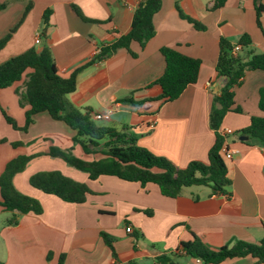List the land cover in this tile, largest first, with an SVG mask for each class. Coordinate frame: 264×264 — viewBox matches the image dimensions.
Listing matches in <instances>:
<instances>
[{
    "label": "crops",
    "instance_id": "crops-1",
    "mask_svg": "<svg viewBox=\"0 0 264 264\" xmlns=\"http://www.w3.org/2000/svg\"><path fill=\"white\" fill-rule=\"evenodd\" d=\"M161 1L162 8L154 17L156 35L146 47L133 42L130 51L136 57L122 48L83 69L68 100L82 115L89 111L90 119L94 113L111 111L107 122L115 127L108 128L136 135L139 146L185 169L192 162L207 164L216 141L209 118L213 100L225 86L216 71L220 39L237 45L249 35L251 49L264 53V12L260 29L255 0H228L215 11L210 10L214 0ZM0 3L7 5L0 11V40L15 29L0 49V65L32 48H47L59 74L69 77L96 58L101 47L130 32L140 0ZM73 6L90 22L81 19ZM181 14L206 30H196ZM37 34L40 44L35 43ZM162 48L201 61L197 83L170 103L156 100L162 91L152 86L165 71ZM19 86L21 82L0 91V106L22 128L27 108L19 104ZM263 88L264 72H248L243 85L235 89V108L240 112L227 114L220 129L234 132L226 140L234 152L226 161L232 179L230 197L215 195L205 186L185 188L179 197L169 198L154 184L143 187L113 176L92 181L62 159L45 155L57 147L74 148L75 155L84 157L72 142L76 132L65 123L41 113L25 132L13 129L0 112V176L11 160L36 155L13 183L18 192L36 199L43 208L41 215H21L17 225H9L11 214L0 206V264H60L61 259L62 264H160L158 257L176 252L182 254L178 264H205L184 256L182 245L195 236L213 250L231 248L239 241L259 245L264 241V147L243 143L236 133L248 128L252 117H264L259 108ZM15 143L22 146L15 147ZM53 171L85 183L91 191L86 202L69 204L30 186L35 174ZM127 227L132 233H127ZM101 233L115 239L116 257ZM221 264L259 263L247 256Z\"/></svg>",
    "mask_w": 264,
    "mask_h": 264
},
{
    "label": "trees",
    "instance_id": "trees-1",
    "mask_svg": "<svg viewBox=\"0 0 264 264\" xmlns=\"http://www.w3.org/2000/svg\"><path fill=\"white\" fill-rule=\"evenodd\" d=\"M227 1L214 0L210 10L223 8ZM255 6L257 25L261 29L264 5L261 4V0H255ZM6 7V4L0 3V11ZM161 8V0H146L141 3L134 13L130 32L111 45L101 47V53L96 58L74 70L69 77L59 74L52 54L47 48L41 51L32 48L7 60L0 65V91L21 82L16 94L20 106L27 108L25 125L22 128L18 127L16 121L1 106L0 112L13 129L25 132L34 123L35 116L41 113H47L51 119L65 123L76 132L72 142L74 146L82 149L84 157L75 155L74 148L62 150L57 147L50 148L45 155L62 159L68 166L87 174L92 181L101 176H113L124 181L140 183L143 187L154 184L169 198L179 197L185 188L205 186L211 188L215 195L230 197L232 179L229 177L227 159L223 154V148L227 147V136L222 135L220 129L227 114L240 112L235 108V89L243 85L246 74L250 71L264 72V53L258 54L251 49L253 42L249 35H244L240 39L237 45L242 47V51L237 55L233 53L237 45H233L226 38H221L219 42L220 55L216 71L218 77L226 79L227 83L221 94L214 98L211 107L209 124L215 132L216 141L209 151L207 164L192 162L185 169H179L166 158L158 157L139 146L136 135L113 128L94 126L90 122L91 113L88 111L86 115H82L68 100V96L77 89V78L83 69L95 61L108 58L118 49L130 51L133 42H137L144 49L156 35L154 17ZM73 9L81 19L89 21L75 6ZM181 16L189 20L196 30H206L197 21L182 14ZM44 20L47 22L46 16ZM14 30L0 40V49L6 45ZM160 52L166 67L163 75L152 86H159L162 91L156 100L170 103L178 100L188 86L197 83L201 61L173 48H162ZM130 54L136 57L131 51ZM259 108L264 112V88L260 90ZM236 134L249 138L243 143L264 147V117H252L250 126ZM13 145L22 146V143ZM35 157L36 155H23L11 160L0 176V206L11 214L9 225H17L21 215L43 213L41 204L36 199L18 192L13 183L15 176L25 171ZM30 186L46 195L76 205L84 204L91 193L85 183L77 182L58 171L35 174L30 178ZM101 237L112 255L116 257L115 239L107 233H101ZM181 251L184 256L200 259L205 264H221L229 259L247 256L257 259L259 264H264V241L259 245L239 241L231 248L213 250L195 236L192 242L182 245ZM181 256L180 252L162 255L157 258V262L178 264L176 260Z\"/></svg>",
    "mask_w": 264,
    "mask_h": 264
},
{
    "label": "built area",
    "instance_id": "built-area-1",
    "mask_svg": "<svg viewBox=\"0 0 264 264\" xmlns=\"http://www.w3.org/2000/svg\"><path fill=\"white\" fill-rule=\"evenodd\" d=\"M146 2V0H140V4L141 3H144ZM40 38H41V35L40 34H37L36 36V40H35V43L36 44H40ZM240 51H242V47L237 45L234 49V55H237ZM101 53V49L97 52V56ZM111 115H112V112L111 111H107V112H102V113H94L92 115V117L97 120V121H110L111 120ZM155 126V124H151L150 127L153 128ZM222 135L224 136H231L234 134V132L231 130V129H226L224 130L223 132H221ZM233 151H230L228 149V147H225L223 148V154L225 155L226 159L227 160H231L232 159V156H233ZM127 233H132V229L130 227H127L126 229ZM196 262L197 263H202V261L200 259H196ZM117 264V263H115Z\"/></svg>",
    "mask_w": 264,
    "mask_h": 264
},
{
    "label": "rangeland",
    "instance_id": "rangeland-1",
    "mask_svg": "<svg viewBox=\"0 0 264 264\" xmlns=\"http://www.w3.org/2000/svg\"><path fill=\"white\" fill-rule=\"evenodd\" d=\"M90 122L96 127H115L114 125L110 124L109 122L97 121L94 119H90ZM238 135L236 134V136H238ZM139 140H140V138H139Z\"/></svg>",
    "mask_w": 264,
    "mask_h": 264
},
{
    "label": "water",
    "instance_id": "water-1",
    "mask_svg": "<svg viewBox=\"0 0 264 264\" xmlns=\"http://www.w3.org/2000/svg\"><path fill=\"white\" fill-rule=\"evenodd\" d=\"M224 82H225V85H226L227 80L225 79ZM248 139H249V138H248L247 136H242V137L240 138V140H241V141H244V142H245V141H248Z\"/></svg>",
    "mask_w": 264,
    "mask_h": 264
}]
</instances>
